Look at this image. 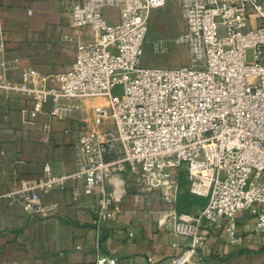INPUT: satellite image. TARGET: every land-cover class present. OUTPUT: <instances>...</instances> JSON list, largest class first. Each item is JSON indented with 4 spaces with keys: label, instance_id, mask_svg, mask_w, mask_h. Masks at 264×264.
Wrapping results in <instances>:
<instances>
[{
    "label": "built area",
    "instance_id": "obj_1",
    "mask_svg": "<svg viewBox=\"0 0 264 264\" xmlns=\"http://www.w3.org/2000/svg\"><path fill=\"white\" fill-rule=\"evenodd\" d=\"M173 1L184 25L178 42L189 60L178 68L140 63L150 13L169 0L75 1L71 24L89 27L94 39L77 45L70 69L53 77L57 87L47 86L33 69L10 81L0 33V90L33 101L35 112L50 100V114L57 117L72 112L78 99L104 100L93 107L91 126L77 137L83 160L73 172L55 174L45 164L40 177L0 193V202L6 199L31 213L40 195L63 190L67 181L80 183L95 198L93 264H116L103 246L105 229L133 175L172 203L177 187L168 180L172 169L181 168L189 193L205 200L198 211L158 217L159 228L186 241L166 264H201L203 231L246 209L257 217L256 232L264 233V4ZM105 9L117 11L116 24L107 23ZM166 48L160 41L152 46L154 53ZM145 264L158 263L147 256Z\"/></svg>",
    "mask_w": 264,
    "mask_h": 264
},
{
    "label": "crops",
    "instance_id": "obj_2",
    "mask_svg": "<svg viewBox=\"0 0 264 264\" xmlns=\"http://www.w3.org/2000/svg\"><path fill=\"white\" fill-rule=\"evenodd\" d=\"M75 1L0 0V33L10 81H20L26 69H33L47 86H58L53 77L70 69L77 45L94 39L89 27L72 26ZM103 16L109 25L117 23L115 9H105ZM103 103L100 98L78 99L72 112L57 117L50 114V100L35 112L33 101L0 90V193L40 177L45 164L55 174L73 172L83 160L75 146L77 137L86 124L91 126L93 107ZM139 179L128 177L120 210L106 225L103 246L116 257V264H145L147 256L166 264L186 241L159 228L158 217L177 207L198 211L203 200L188 192L181 168L172 169L168 180L177 187L172 203ZM40 200L28 213L1 199L0 264H93L94 196L80 183L67 181L63 190L40 195ZM256 223V215L246 209L232 221L224 219L218 227L204 230L201 264H264V233L256 232Z\"/></svg>",
    "mask_w": 264,
    "mask_h": 264
},
{
    "label": "rangeland",
    "instance_id": "obj_3",
    "mask_svg": "<svg viewBox=\"0 0 264 264\" xmlns=\"http://www.w3.org/2000/svg\"><path fill=\"white\" fill-rule=\"evenodd\" d=\"M184 28L175 1L169 2L162 9L150 13L148 33L141 57V65L157 68H178L189 64L185 48L178 42ZM166 42L167 48L161 53H154L155 42ZM246 60L253 61L252 51H247Z\"/></svg>",
    "mask_w": 264,
    "mask_h": 264
},
{
    "label": "trees",
    "instance_id": "obj_4",
    "mask_svg": "<svg viewBox=\"0 0 264 264\" xmlns=\"http://www.w3.org/2000/svg\"><path fill=\"white\" fill-rule=\"evenodd\" d=\"M189 192V191H188ZM202 199V198H201ZM203 200V202L201 203V205H200V209L205 205V200L204 199H202ZM177 213H181V212H194V211H190L189 209H186V208H180V207H177V211H176Z\"/></svg>",
    "mask_w": 264,
    "mask_h": 264
}]
</instances>
